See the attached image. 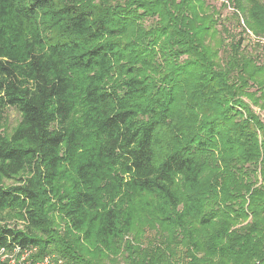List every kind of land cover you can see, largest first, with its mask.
<instances>
[{
  "label": "trees",
  "instance_id": "trees-1",
  "mask_svg": "<svg viewBox=\"0 0 264 264\" xmlns=\"http://www.w3.org/2000/svg\"><path fill=\"white\" fill-rule=\"evenodd\" d=\"M228 3L0 0V264H264V0Z\"/></svg>",
  "mask_w": 264,
  "mask_h": 264
},
{
  "label": "rangeland",
  "instance_id": "rangeland-1",
  "mask_svg": "<svg viewBox=\"0 0 264 264\" xmlns=\"http://www.w3.org/2000/svg\"><path fill=\"white\" fill-rule=\"evenodd\" d=\"M208 3L210 4H214L216 6V8H220L221 10V14L222 17L225 18V16H229L232 12V7L229 5L228 0H207ZM222 4H226V8L224 7V5ZM242 18L244 19V17L242 16ZM245 21V20H244ZM246 24V22H245ZM229 27L231 28L233 33L239 32V28L236 26L235 22H230ZM256 110H259L257 107H255ZM264 116V113H263ZM20 112L18 111L17 108L15 107H7L4 111V127L11 131L18 123V121L20 120ZM14 180H9L7 181L8 183H12ZM149 236V234H148ZM12 256H14V254H11ZM6 256V255H4ZM3 256V257H4ZM14 258V257H12ZM54 263H55V258H54Z\"/></svg>",
  "mask_w": 264,
  "mask_h": 264
},
{
  "label": "built area",
  "instance_id": "built-area-1",
  "mask_svg": "<svg viewBox=\"0 0 264 264\" xmlns=\"http://www.w3.org/2000/svg\"><path fill=\"white\" fill-rule=\"evenodd\" d=\"M241 24L246 28L247 33L254 41H258L264 46V34L256 35L249 27H247L243 18H241ZM10 264H54V258L48 255L41 260L32 261L27 259L24 255L21 259L12 258Z\"/></svg>",
  "mask_w": 264,
  "mask_h": 264
}]
</instances>
